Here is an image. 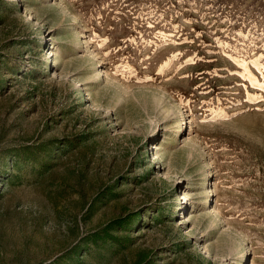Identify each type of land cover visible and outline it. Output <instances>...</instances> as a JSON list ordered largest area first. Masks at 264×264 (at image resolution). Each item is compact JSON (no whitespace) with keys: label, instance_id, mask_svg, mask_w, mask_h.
<instances>
[{"label":"rangeland","instance_id":"rangeland-1","mask_svg":"<svg viewBox=\"0 0 264 264\" xmlns=\"http://www.w3.org/2000/svg\"><path fill=\"white\" fill-rule=\"evenodd\" d=\"M53 261L264 264V0H0V264Z\"/></svg>","mask_w":264,"mask_h":264},{"label":"trees","instance_id":"trees-1","mask_svg":"<svg viewBox=\"0 0 264 264\" xmlns=\"http://www.w3.org/2000/svg\"><path fill=\"white\" fill-rule=\"evenodd\" d=\"M45 144L40 142H35L34 144H16L13 146L5 147L2 151L3 158H10L11 160L14 158L20 159L22 161H32L37 162L41 157V152L45 151ZM134 212L128 214L124 217H118L110 220L104 226L86 233L82 238L72 247L73 252L78 254L80 250H82L83 245H87L88 243H95L98 240H109L111 242H121L114 233V231L123 230L126 225L130 222L129 218L133 217ZM81 247V248H80ZM80 248V249H79ZM79 249V250H78ZM49 264H56L55 261L50 262Z\"/></svg>","mask_w":264,"mask_h":264},{"label":"bare ground","instance_id":"bare-ground-1","mask_svg":"<svg viewBox=\"0 0 264 264\" xmlns=\"http://www.w3.org/2000/svg\"><path fill=\"white\" fill-rule=\"evenodd\" d=\"M206 184H207V178L203 181V184L201 183V185L204 187V189L208 188V185L206 186ZM238 252H239V257H241L240 250Z\"/></svg>","mask_w":264,"mask_h":264}]
</instances>
